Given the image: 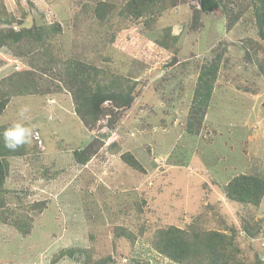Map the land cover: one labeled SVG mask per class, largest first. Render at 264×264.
I'll return each mask as SVG.
<instances>
[{
    "label": "rangeland",
    "instance_id": "1",
    "mask_svg": "<svg viewBox=\"0 0 264 264\" xmlns=\"http://www.w3.org/2000/svg\"><path fill=\"white\" fill-rule=\"evenodd\" d=\"M129 1L0 0L17 31L59 23L64 64L89 61L135 84L131 106L115 110L114 123L106 116L88 130L56 76L65 77L62 65L41 80L26 74L31 88L10 98L0 118V128L9 127L26 106L24 123L33 131L23 154L9 159L0 264H95L108 257V264H176L150 241L173 225L235 231L243 263L264 264V199L260 207L243 205L224 190L228 178L264 176V37L251 0H221L229 15L222 7L202 10L198 0H170L139 19L124 11ZM168 27L178 37L173 52L157 44ZM37 54L0 47V81L35 72ZM210 64H219L213 99L200 133L190 135L187 113ZM40 81L50 95L38 91ZM94 139L95 153L82 165L74 152ZM125 154L143 169L126 164ZM255 223L257 237L245 236L243 228ZM124 227L137 234L134 246L115 236Z\"/></svg>",
    "mask_w": 264,
    "mask_h": 264
},
{
    "label": "trees",
    "instance_id": "2",
    "mask_svg": "<svg viewBox=\"0 0 264 264\" xmlns=\"http://www.w3.org/2000/svg\"><path fill=\"white\" fill-rule=\"evenodd\" d=\"M214 1L228 14V9L221 0ZM166 2L167 5H164ZM171 4L170 0H130L127 2L124 11L139 19L146 15L150 9L162 11ZM251 5L259 33L264 37V0H251ZM96 11L102 18L103 12H107V9L102 4L97 7ZM234 21L236 19L232 18L231 24ZM15 23L17 24L15 18L4 11L0 12V47L13 48L15 45H20L23 50H29V53L37 52L39 55L37 54V59L31 63V69L35 68V72L33 70L22 72L21 77L16 81L11 80V78L0 81V118L11 102L10 98L18 96L19 93L24 94L26 89L31 88L25 79H29L26 74L31 75L34 80H41L42 75L53 74L59 64L62 65L59 72H64L65 77L62 74H56V76L63 79L65 87L72 94L75 113L88 130H93L98 122L106 116L110 118L111 124L114 123V117L117 115L115 110L131 106L135 84H132L129 78H124L121 74L107 71L102 67H94L90 65L92 63L89 61L72 59L64 64L62 49L58 40V36L62 32L59 23L40 24L30 28L23 27L18 31L15 29ZM177 39L178 37L172 36L171 27H168L165 30V36L161 37L157 44L168 52H173L174 48L177 50L175 47ZM218 70L219 64H210L204 68L198 78L193 103L187 113V131L190 135H197L202 129L204 119L207 116V109L213 99ZM8 85L12 89L16 88L15 93L2 90V87H8ZM37 87H39L40 93L50 95L43 90L42 81L37 84ZM105 104H109V106ZM6 128H0V133ZM91 143V146L85 150L74 152L75 159L82 165L90 161L89 156H93L95 153L93 146L97 144V139ZM23 151L24 145L16 151H9L4 147L2 136H0V208L4 205L7 195L5 186L10 170L9 159L22 155ZM123 160L136 170L143 169L140 162L131 155L125 154ZM224 190L226 198L231 202L260 207L264 199V176L242 174L232 177V179L228 178ZM28 210L29 213H35L36 208L31 206L28 207ZM137 210L141 213V206ZM33 218L34 216L29 217L28 223H32ZM243 230L245 236L256 238L260 232V227L255 223L252 227L245 226ZM144 232L145 228H142L141 235ZM115 236L125 238L132 246L138 237L136 233L125 227L118 228ZM236 237L237 232L235 231L232 235H228L214 230L202 231L192 226L182 228L173 225L157 230L150 241L156 252L176 264H246L243 263L241 250L235 247ZM110 262H112L111 257H108L96 261L95 264H108Z\"/></svg>",
    "mask_w": 264,
    "mask_h": 264
},
{
    "label": "clouds",
    "instance_id": "3",
    "mask_svg": "<svg viewBox=\"0 0 264 264\" xmlns=\"http://www.w3.org/2000/svg\"><path fill=\"white\" fill-rule=\"evenodd\" d=\"M28 111L29 109L26 106L21 107L18 112L20 119L14 121L2 133H0L4 147L9 151H16L21 146L27 144L33 135L32 129L24 123Z\"/></svg>",
    "mask_w": 264,
    "mask_h": 264
},
{
    "label": "water",
    "instance_id": "4",
    "mask_svg": "<svg viewBox=\"0 0 264 264\" xmlns=\"http://www.w3.org/2000/svg\"><path fill=\"white\" fill-rule=\"evenodd\" d=\"M198 3L200 4V8L202 10L213 11L219 9L218 3L214 0H198Z\"/></svg>",
    "mask_w": 264,
    "mask_h": 264
},
{
    "label": "flooded vegetation",
    "instance_id": "5",
    "mask_svg": "<svg viewBox=\"0 0 264 264\" xmlns=\"http://www.w3.org/2000/svg\"><path fill=\"white\" fill-rule=\"evenodd\" d=\"M201 1V0H200ZM206 4V3H205Z\"/></svg>",
    "mask_w": 264,
    "mask_h": 264
}]
</instances>
